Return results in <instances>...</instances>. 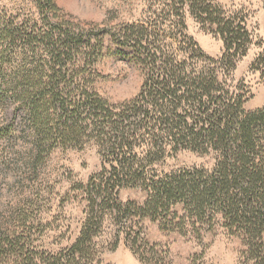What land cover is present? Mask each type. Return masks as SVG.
I'll return each mask as SVG.
<instances>
[{
	"label": "trees",
	"instance_id": "trees-1",
	"mask_svg": "<svg viewBox=\"0 0 264 264\" xmlns=\"http://www.w3.org/2000/svg\"><path fill=\"white\" fill-rule=\"evenodd\" d=\"M33 2L35 20L0 12V101L9 109L0 136L12 139L24 116L33 163L55 148L92 142L101 166L74 184L85 208L69 246L40 250L23 230L5 229L0 264H102L109 226L110 248L123 238L141 264H164L168 253L159 256L145 240L143 219L199 241L220 227L239 240L245 262L264 264V105L246 109V84L232 76L253 42L242 9L216 0H151L142 19L94 31L65 19L54 0ZM187 16L219 37L218 57L188 34ZM106 42L141 68L129 99L111 102L95 89ZM263 58L250 67L260 69ZM180 150L213 163L157 169ZM128 187L141 188L144 200H120Z\"/></svg>",
	"mask_w": 264,
	"mask_h": 264
},
{
	"label": "rangeland",
	"instance_id": "rangeland-1",
	"mask_svg": "<svg viewBox=\"0 0 264 264\" xmlns=\"http://www.w3.org/2000/svg\"><path fill=\"white\" fill-rule=\"evenodd\" d=\"M231 10L242 9L253 42L232 72L234 83L246 84V109L264 105V61L258 67L250 64L264 53V0H216ZM59 13L84 29L94 26L110 29L119 24L142 19L151 0H54ZM0 12L13 14L20 19H37L33 0H0ZM187 32L198 45L212 57H218L222 43L218 36L203 29L191 16L186 18ZM106 42L105 52L98 59L95 89L111 102L133 97L142 82V71L129 55H120L115 44ZM264 59V58H263ZM8 85L7 88H9ZM5 103V102H4ZM8 103V104H7ZM7 105L15 107L14 101ZM6 109V110H5ZM9 109L0 101V128L5 125ZM25 118L17 117L12 139L0 136V231L21 229L27 233L31 245L40 250L58 252L69 246L79 234L84 217L85 201L75 188L76 182H85L98 171L101 158L95 144L83 147L55 148L35 161L36 152L31 150ZM210 155L190 150H180L167 156L156 167L169 171L196 165L211 166ZM122 201L141 203L145 192L138 187L119 190ZM145 240L154 245L159 256L165 254L164 264H250L241 256L239 240L228 235L220 227L204 233L199 241L181 236L177 232L159 229L157 222L143 219L140 222ZM115 228L105 230L101 253L102 264H141L123 238L116 248L109 242ZM157 254V255H158ZM163 263V262H162ZM159 264V263H158Z\"/></svg>",
	"mask_w": 264,
	"mask_h": 264
}]
</instances>
